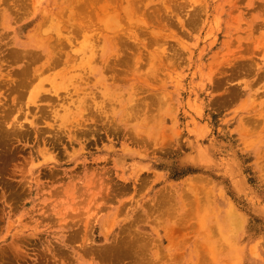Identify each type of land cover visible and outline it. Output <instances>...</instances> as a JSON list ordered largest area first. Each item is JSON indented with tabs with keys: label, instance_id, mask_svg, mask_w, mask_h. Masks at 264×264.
Instances as JSON below:
<instances>
[{
	"label": "rangeland",
	"instance_id": "rangeland-1",
	"mask_svg": "<svg viewBox=\"0 0 264 264\" xmlns=\"http://www.w3.org/2000/svg\"><path fill=\"white\" fill-rule=\"evenodd\" d=\"M0 264H264V0H0Z\"/></svg>",
	"mask_w": 264,
	"mask_h": 264
},
{
	"label": "bare ground",
	"instance_id": "bare-ground-1",
	"mask_svg": "<svg viewBox=\"0 0 264 264\" xmlns=\"http://www.w3.org/2000/svg\"><path fill=\"white\" fill-rule=\"evenodd\" d=\"M38 1V0H37ZM40 1V0H39ZM60 9H61V7H60ZM129 9V8H128ZM127 10V9H126ZM115 11V10H114ZM115 13V12H114ZM60 14V11H56V13H52V14H47L48 15V17L47 16H44L43 17V19H41V20H44V18L45 19H48L50 22H53V20L55 19V17H58V15ZM118 14V13H117ZM121 16V15H120ZM111 17H113V16H111ZM117 17H118V15H117ZM116 20V19H115ZM120 21V20H119ZM111 22V21H110ZM112 23V22H111ZM111 23L109 24V25H111ZM114 24H115V22H114ZM108 25V26H109ZM112 26V25H111ZM110 26V27H111ZM54 28H57L58 29V26L56 25V26H54ZM47 30V29H46ZM59 30V29H58ZM49 31V30H48ZM51 31V30H50ZM55 33H56V31H55ZM46 35H50V36H52V34H47V33H45ZM67 40H68V38H67ZM113 43V42H112ZM111 43V44H112ZM40 42H35V43H33V45H31V47L32 48H35V47H38V46H40ZM110 46H112V45H110ZM113 48H114V46H112ZM43 49V48H42ZM41 52L42 53H44L45 54V49H43V50H41ZM15 54V53H14ZM30 54V53H29ZM31 54H34V55H36L34 52L33 53H31ZM17 55V54H16ZM46 56H47V53H46ZM27 59V62L28 63H30V64H32V58H26ZM38 70V69H37ZM23 74V76H21V78H20V80L16 83V85H15V87H14V90L15 91H19V90H22V89H24L25 87H26V85L28 84V82H30L28 79V73H27V71H23L22 72V70L20 71V74ZM39 92H37V94L36 95H39L38 94ZM41 97V96H40ZM39 96L37 97V99L39 100V101H41V100H44V99H41ZM39 111H41V109L39 108ZM34 122L35 121H33V122H31V125H34ZM16 128L18 129H20V128H22V125H19V126H16Z\"/></svg>",
	"mask_w": 264,
	"mask_h": 264
}]
</instances>
